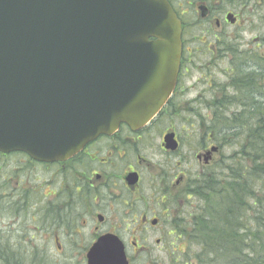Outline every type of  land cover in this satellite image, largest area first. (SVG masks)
<instances>
[{
	"label": "flooded vegetation",
	"instance_id": "obj_1",
	"mask_svg": "<svg viewBox=\"0 0 264 264\" xmlns=\"http://www.w3.org/2000/svg\"><path fill=\"white\" fill-rule=\"evenodd\" d=\"M166 1L181 24V58L174 91L149 123L121 124L66 161L0 153L44 177L32 218L36 246L19 247L37 264H88L101 239H117L128 264H165L150 261L160 250L168 264H189L193 193L219 161L234 158V149L225 155L236 140L233 113L259 110L264 120V0Z\"/></svg>",
	"mask_w": 264,
	"mask_h": 264
},
{
	"label": "water",
	"instance_id": "obj_2",
	"mask_svg": "<svg viewBox=\"0 0 264 264\" xmlns=\"http://www.w3.org/2000/svg\"><path fill=\"white\" fill-rule=\"evenodd\" d=\"M180 58L166 0H0V153L66 161L121 124L141 129L172 94ZM87 259L128 264L117 239Z\"/></svg>",
	"mask_w": 264,
	"mask_h": 264
},
{
	"label": "trees",
	"instance_id": "obj_3",
	"mask_svg": "<svg viewBox=\"0 0 264 264\" xmlns=\"http://www.w3.org/2000/svg\"><path fill=\"white\" fill-rule=\"evenodd\" d=\"M237 113L236 156L212 167L193 193L198 209L188 236L195 247L189 264H264V120L259 110ZM249 113L256 114L254 121ZM37 262L35 254L11 249L0 238V264Z\"/></svg>",
	"mask_w": 264,
	"mask_h": 264
},
{
	"label": "rangeland",
	"instance_id": "obj_4",
	"mask_svg": "<svg viewBox=\"0 0 264 264\" xmlns=\"http://www.w3.org/2000/svg\"><path fill=\"white\" fill-rule=\"evenodd\" d=\"M199 98V97H198ZM192 113V114H191ZM185 113L183 109L180 111V116H185V114H191L196 117L193 112ZM204 115V113L201 112ZM234 149V155L236 156V151L238 149V144L235 141L234 146L231 147V150L225 153L231 155L232 150ZM18 162V163H17ZM24 158L20 156L9 158L8 160L0 159V198L4 199V203L0 205L3 207L0 209V238L4 239L5 245L11 249H20L24 250L25 246H36V223L32 221L33 216L36 215V198H37V187L40 182L38 181V173L36 174V169H27L23 166L19 168V165H22ZM24 165V164H23ZM40 179L44 178L42 175ZM23 181L21 184L24 188L23 193H16L17 183ZM27 190H35L32 193V196H27L24 192ZM30 197L32 199H30ZM28 199L29 203H25ZM18 200L20 202H18ZM24 202H23V201ZM34 238V240H30ZM31 241L33 245L29 243ZM17 246V247H16ZM145 257V262L147 263L148 257ZM155 257H160L163 259L165 264H168L170 259L165 253L160 250V252L155 251L150 255V261L155 260ZM194 263V261L192 260ZM191 262V264H193Z\"/></svg>",
	"mask_w": 264,
	"mask_h": 264
}]
</instances>
